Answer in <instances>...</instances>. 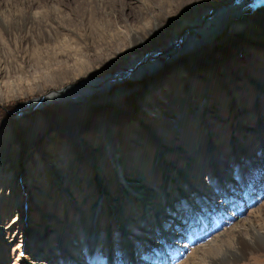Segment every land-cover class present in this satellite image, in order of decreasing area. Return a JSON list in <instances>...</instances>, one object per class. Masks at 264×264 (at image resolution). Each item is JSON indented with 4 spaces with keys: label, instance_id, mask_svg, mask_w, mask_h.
<instances>
[{
    "label": "rangeland",
    "instance_id": "374dc122",
    "mask_svg": "<svg viewBox=\"0 0 264 264\" xmlns=\"http://www.w3.org/2000/svg\"><path fill=\"white\" fill-rule=\"evenodd\" d=\"M231 1L0 0V264H209L221 235L264 236V6L140 80L12 114Z\"/></svg>",
    "mask_w": 264,
    "mask_h": 264
},
{
    "label": "bare ground",
    "instance_id": "6f19581e",
    "mask_svg": "<svg viewBox=\"0 0 264 264\" xmlns=\"http://www.w3.org/2000/svg\"><path fill=\"white\" fill-rule=\"evenodd\" d=\"M263 6V0H233L228 4V6H224L223 8H218L214 11L208 12L207 15L203 16V18L198 19L191 25L190 29L186 31L183 36H176L168 46V50L166 53L156 51L151 55H147V57L141 58L137 61H133L130 64L129 69L126 71H119L118 73H115V75H108L104 79L97 78L94 80L83 81L81 84L74 87L72 86L63 89V91L46 95L45 99H34L31 102L19 106V110L17 111V113H15L14 117L20 119V117L25 114L43 109L44 107H47L49 105H56L59 103L61 105H67L71 103L72 107H76L77 104L82 103L90 96H93L95 94H105L113 87L125 84V82L127 81L129 82L140 80L142 79V77H144V75H151L155 73L157 70L156 68H161L163 64L170 63L178 59L179 57L191 56V54L197 52L199 49L212 45L213 42L223 34V32L225 31V27L230 21L240 17L244 12L248 10L250 11V9L253 10ZM160 57L164 59L163 62L159 59ZM106 90L107 92L104 93L103 91ZM37 100L39 101L36 102ZM72 100H74L75 102L72 103ZM20 114L22 116H20ZM122 171V167L119 166L120 174H122ZM262 183L264 182L262 181ZM248 186L249 189H252L250 185ZM247 227L255 230L256 224L253 221H249ZM240 232L241 233L238 232L239 234H237L238 238L243 235V231ZM223 236L224 235H221L218 238L221 239V237L223 238ZM218 238L215 239L212 243L217 241ZM226 240L228 239L226 238ZM226 242L227 243H224L222 241L221 244L215 249L213 248L212 243H210L205 248L198 249V251H204L203 253L207 252L205 255L209 259V264H227L228 261L232 262L229 264H238L242 260L247 259V257H261L264 254L263 235H261L260 237L255 235L251 238L250 241H246L243 238L240 243V247L230 246V248H227L228 241ZM247 249L251 252L252 255H247ZM220 252L222 253V255ZM213 253L220 254L215 255ZM174 256L177 255L174 254ZM174 256L171 259H173ZM217 257H219V259H216ZM164 261L165 264H169L167 260Z\"/></svg>",
    "mask_w": 264,
    "mask_h": 264
},
{
    "label": "water",
    "instance_id": "95a60500",
    "mask_svg": "<svg viewBox=\"0 0 264 264\" xmlns=\"http://www.w3.org/2000/svg\"><path fill=\"white\" fill-rule=\"evenodd\" d=\"M263 1H264V0H263ZM116 73H117V72H116ZM114 74H115V73H114ZM38 101H39V100H37L36 102H38ZM18 110H19V108H17L16 110H14L12 114L15 115V113H17ZM20 116H22V115L20 114ZM20 116H19V117H20Z\"/></svg>",
    "mask_w": 264,
    "mask_h": 264
}]
</instances>
